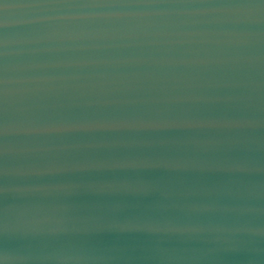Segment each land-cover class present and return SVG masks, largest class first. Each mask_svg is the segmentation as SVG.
<instances>
[{
    "label": "water",
    "instance_id": "water-1",
    "mask_svg": "<svg viewBox=\"0 0 264 264\" xmlns=\"http://www.w3.org/2000/svg\"><path fill=\"white\" fill-rule=\"evenodd\" d=\"M0 264H264V0H0Z\"/></svg>",
    "mask_w": 264,
    "mask_h": 264
}]
</instances>
